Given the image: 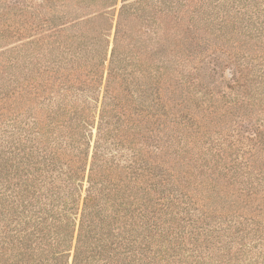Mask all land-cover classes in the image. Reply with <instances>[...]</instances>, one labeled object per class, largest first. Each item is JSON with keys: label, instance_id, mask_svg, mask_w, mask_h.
<instances>
[{"label": "trees", "instance_id": "trees-1", "mask_svg": "<svg viewBox=\"0 0 264 264\" xmlns=\"http://www.w3.org/2000/svg\"><path fill=\"white\" fill-rule=\"evenodd\" d=\"M255 113L264 0H0V264H264Z\"/></svg>", "mask_w": 264, "mask_h": 264}, {"label": "rangeland", "instance_id": "rangeland-1", "mask_svg": "<svg viewBox=\"0 0 264 264\" xmlns=\"http://www.w3.org/2000/svg\"><path fill=\"white\" fill-rule=\"evenodd\" d=\"M223 43H224L223 41H220L221 46L223 45ZM215 51H217V53ZM220 51L221 50L218 49V50H210V51L206 52L202 56V58L198 61V64L199 65L200 64L201 65L208 64V65H206V67H208L207 70L208 71L211 70L212 64L211 65H209V64L211 62L215 61V59L220 58V56H219L221 54ZM215 54H217V55H215ZM202 70L203 69H201V73L198 75L199 76L198 81L194 82V85H196V86H194L195 94L198 95V93H200L198 96L200 99L203 97L204 93H207V92L214 93L215 95H218V94L223 95L224 93H226L228 97H231L234 95V90H227V88L223 85V83L221 82V79L218 77V75L214 76L208 72V74H207L208 76L205 77L203 75L204 71H202ZM198 82H201V86H197L199 84ZM254 115L257 117H260L261 119H264V115H259L257 113H255ZM231 134H234V131H231ZM214 135H217V134H214ZM214 135H212V136H214ZM208 144H206V145H208ZM225 241L232 242V239L229 236H225Z\"/></svg>", "mask_w": 264, "mask_h": 264}]
</instances>
